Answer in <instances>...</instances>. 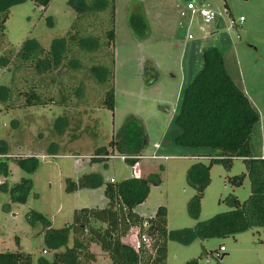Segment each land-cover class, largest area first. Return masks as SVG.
<instances>
[{
    "label": "rangeland",
    "instance_id": "rangeland-1",
    "mask_svg": "<svg viewBox=\"0 0 264 264\" xmlns=\"http://www.w3.org/2000/svg\"><path fill=\"white\" fill-rule=\"evenodd\" d=\"M113 1L114 39L106 49L114 56L113 110L102 106L104 92L86 74L82 76L85 70L79 72L80 76L78 70L66 68L64 63L49 73L56 78L52 81L49 75L35 74L32 64H23L12 74L13 55L25 39H34L47 49L53 39L68 34L75 14L67 0H49L45 8L39 0H24L9 8L3 24L0 57L9 62L0 61V161H5L7 175H0V183L6 181L11 186L29 178L31 188L21 203L12 201L0 186V252L24 251L31 255V264H41V258L49 260L53 253L43 241L45 221L53 228L62 227L71 221L74 209L106 204L102 183L66 192L67 178L94 173L103 182L131 176L132 165L115 153L101 162L89 161L97 149L107 146L127 113L140 117L147 130L145 155L152 153V144L158 143L159 155L174 156L139 160L141 175L158 172L161 179L158 185L149 187L146 199L136 206L142 216H150L157 206H163L166 229L173 231L228 211L230 195L240 202L248 198L247 176L239 186L229 181L246 173L242 159L233 158L229 168L219 162L211 165L198 211L192 214L189 209L195 191L187 182V169L197 161L208 163L216 152L175 145L173 137L178 129L173 119L184 86L200 68L202 48L215 46L219 50L227 73L248 93L259 112L260 119L251 131L250 152L253 157H264V0H195L214 12L209 24L197 17L188 22L189 15H180L189 0ZM135 11L140 12L144 27L130 22ZM225 11L234 18L243 15L245 21L229 28ZM79 59L90 65L86 56ZM11 75L16 88L7 96ZM77 82L83 83L84 104L71 93L78 88ZM28 85H34L47 101L66 91L71 93V101L65 106H26ZM16 159L24 160L20 164ZM135 230L126 236L127 242L136 241ZM91 250L97 257L93 264H109L98 248L92 245ZM217 252L223 256L215 257ZM196 257H200V264H264V231L252 228L234 237L192 239L188 243L168 237L165 264H184Z\"/></svg>",
    "mask_w": 264,
    "mask_h": 264
},
{
    "label": "trees",
    "instance_id": "trees-1",
    "mask_svg": "<svg viewBox=\"0 0 264 264\" xmlns=\"http://www.w3.org/2000/svg\"><path fill=\"white\" fill-rule=\"evenodd\" d=\"M23 1L0 0V40L4 35L2 29L9 8ZM39 2L45 8L49 0ZM67 4L75 14L68 34L53 39L47 49L39 46L34 39H25L13 55L12 74L23 64H32L35 74L44 76L63 67L64 63L66 68L78 70V73L83 74L85 70L82 76L86 74V78L104 92L102 106L113 110L114 56L106 49L112 46L114 39V1L67 0ZM130 22H139L144 27L139 11L131 13ZM199 55L200 68L184 86L178 111L173 119L178 129L173 143L192 149H212L216 152V157H211L208 163L194 162L187 169V182L195 191L190 198V212L195 214L198 211L199 201L209 183V169L214 162L229 168L233 158L242 159L246 173L236 175L229 181L232 185L239 186L247 176L250 180L248 198L240 202L230 195L227 199L230 207L228 211L197 221L190 228L167 231L165 207L157 206L150 216H142L135 211L136 206L146 199L149 187L160 183L158 172L103 182L94 173H84L75 179L67 178L66 192H75L102 183L106 204L100 208L74 209L71 221L62 227L53 228L49 221H45L43 241L53 253L49 260L41 258V264H93L97 257L91 250L92 245L106 255L109 264H165L168 237L188 243L192 239L203 241L212 237H234L236 233L252 228L264 231V158H254L250 152L251 131L259 121L258 113L227 73L222 55L215 46L200 49ZM81 56H86L90 65L80 61ZM0 61L9 62V59L0 57ZM49 77L52 81L56 80L54 76ZM10 82L12 86L6 87L7 96L16 88L13 86L12 75ZM76 87L71 93L75 94L78 102L84 104L86 94L83 83ZM34 88V85L26 88V106H65L66 102L71 101V93H67L68 91L58 94L59 98L52 97L47 101ZM1 142L0 140V153L3 151ZM146 145L147 130L141 118L127 113L107 146L97 149L89 161L101 162L114 153L143 155ZM22 160L24 159H16L20 164L23 163ZM127 162L133 165L135 159H127ZM0 175H7L5 161H0ZM0 186L12 201L24 203L31 183L29 178H21L11 186L2 181ZM36 217L44 219L40 214H36ZM133 229H136V241H139L141 235L146 238V241L140 242L137 251L133 247L136 241L129 243L125 239ZM203 253L204 250L200 255ZM208 256L212 257V252ZM200 257L191 258L184 264H200ZM215 257L221 258V255ZM0 264H31V255L21 250L2 251Z\"/></svg>",
    "mask_w": 264,
    "mask_h": 264
},
{
    "label": "built area",
    "instance_id": "built-area-1",
    "mask_svg": "<svg viewBox=\"0 0 264 264\" xmlns=\"http://www.w3.org/2000/svg\"><path fill=\"white\" fill-rule=\"evenodd\" d=\"M225 12L228 14L227 22H228L229 28L240 25L245 21V17L243 15H239L237 18H234L231 15H229L227 11ZM180 15L183 17H187V15H189L188 22H190L193 17H197L203 24H209L214 19V12L211 9L202 5L200 1H195V0L186 1L184 8L180 12ZM187 37L190 38V35H188ZM152 148H153L152 153L148 155H145V154L135 155V156L119 155L116 157L126 162H127V159H135V162L132 165L131 176L139 177L141 176V171L139 169V164H138L140 159L150 158V159H161L162 160V159H168V158L174 157L171 155H159L157 153L158 149L160 148V145L158 143L152 144ZM143 241H146V238L144 235H141L139 238V241H136L133 245L135 251H137L140 242H143ZM222 250H223V247L220 246L219 251H222ZM219 255L220 254L217 252L215 256H219Z\"/></svg>",
    "mask_w": 264,
    "mask_h": 264
},
{
    "label": "crops",
    "instance_id": "crops-1",
    "mask_svg": "<svg viewBox=\"0 0 264 264\" xmlns=\"http://www.w3.org/2000/svg\"><path fill=\"white\" fill-rule=\"evenodd\" d=\"M232 78V77H231ZM238 87V86H237ZM240 88V87H239ZM244 93H245V95L248 97V99H249V101H250V103H251V105L254 107V105H253V102H252V100L250 99V97L248 96V93H246L244 90H243V88H240ZM255 108V107H254ZM255 110L257 111V109L255 108ZM257 113H258V116H259V112L257 111ZM259 119H260V116H259ZM254 158H264V157H254ZM147 174V173H146ZM135 211H136V209H135ZM137 212V211H136ZM138 213V212H137ZM140 214V213H139Z\"/></svg>",
    "mask_w": 264,
    "mask_h": 264
},
{
    "label": "water",
    "instance_id": "water-1",
    "mask_svg": "<svg viewBox=\"0 0 264 264\" xmlns=\"http://www.w3.org/2000/svg\"><path fill=\"white\" fill-rule=\"evenodd\" d=\"M222 256H223V255H222ZM222 256H221V257H222Z\"/></svg>",
    "mask_w": 264,
    "mask_h": 264
}]
</instances>
